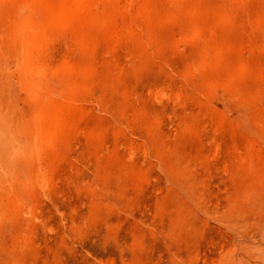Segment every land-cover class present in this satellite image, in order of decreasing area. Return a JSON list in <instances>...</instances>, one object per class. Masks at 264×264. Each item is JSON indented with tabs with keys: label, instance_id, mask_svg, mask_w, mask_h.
Segmentation results:
<instances>
[{
	"label": "rangeland",
	"instance_id": "1",
	"mask_svg": "<svg viewBox=\"0 0 264 264\" xmlns=\"http://www.w3.org/2000/svg\"><path fill=\"white\" fill-rule=\"evenodd\" d=\"M0 264H264V0H0Z\"/></svg>",
	"mask_w": 264,
	"mask_h": 264
},
{
	"label": "bare ground",
	"instance_id": "2",
	"mask_svg": "<svg viewBox=\"0 0 264 264\" xmlns=\"http://www.w3.org/2000/svg\"><path fill=\"white\" fill-rule=\"evenodd\" d=\"M53 28V26H51Z\"/></svg>",
	"mask_w": 264,
	"mask_h": 264
}]
</instances>
